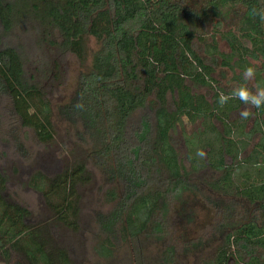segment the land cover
<instances>
[{
	"label": "trees",
	"instance_id": "1",
	"mask_svg": "<svg viewBox=\"0 0 264 264\" xmlns=\"http://www.w3.org/2000/svg\"><path fill=\"white\" fill-rule=\"evenodd\" d=\"M254 7H264V0H0V102L7 100L3 109L8 112L10 134L30 130L39 146L49 145L55 135L52 109L39 88L26 79L20 50L8 41L14 30L35 23L52 45L81 62L90 58L71 98L57 109V116L74 129L85 148V158L54 176L36 172L28 184L53 213L51 222L77 228L80 195L76 188L90 182L87 164H91L103 183L99 192L103 185L112 186L103 198L113 207L94 216L95 237L100 239L96 252L101 258L114 256L118 240L129 241L139 253L143 239L163 242L160 255L151 259L153 264H177V251L166 242L167 235L173 234L168 231L173 225L170 211L177 215L176 224H192L195 214L184 203L171 210V199L189 190L200 194L207 187L223 191L231 202L222 207L221 229L226 234L222 230L215 257L203 264H228L231 258L264 264V135L258 148L242 160L239 148L244 149V139L217 135L215 140L197 142L200 149L206 143V159L195 158L188 149L190 171L172 137L182 117L193 121L200 116L205 117L207 132L216 130L208 119H216L230 136L224 119L237 107L233 101L223 114L218 99L210 104L193 95L185 80L208 86L206 78L213 72L210 60L222 56L215 41L219 33L232 56L254 58L258 53L264 59V20L250 15ZM89 39L96 43L93 50L87 45ZM202 48L204 56L197 51ZM151 96L156 107L146 113ZM259 111L262 114L264 108ZM136 112H141L140 118L133 117ZM233 126L242 133V123ZM11 137L21 155L27 156L19 139ZM190 145L195 142L186 139L187 148ZM225 156L230 163L225 164ZM206 168L219 177L212 182L192 179L196 172L204 175ZM8 190L0 169V259L10 264L15 254L13 264H22L20 257L28 264H70L64 250L51 247L50 236L43 232L47 224L31 225L32 213L9 201ZM244 202L259 210L260 224L233 222V207ZM182 240L178 248L185 255L193 243Z\"/></svg>",
	"mask_w": 264,
	"mask_h": 264
},
{
	"label": "rangeland",
	"instance_id": "2",
	"mask_svg": "<svg viewBox=\"0 0 264 264\" xmlns=\"http://www.w3.org/2000/svg\"><path fill=\"white\" fill-rule=\"evenodd\" d=\"M43 31L35 23H27L21 30L16 29L9 35L10 44L16 46L20 50L23 60V70L26 79L33 85H36L42 92L43 97L49 103L52 109V122L54 125V139L47 146H39L32 132L27 129H19L10 134V121L7 117L8 112L3 109L7 106V100L2 99L0 102V169H2L8 180L9 201L22 204L32 213L31 225L34 227L47 224L43 232L50 236L51 247L64 250L70 258V264H153L151 259L155 255H160L162 251V243L156 244L140 242L142 251L136 253L135 247L129 241H120L116 244L117 250L109 259L98 256L97 247L100 239L95 237L96 224L94 221L95 212L107 211L113 207V204H107L103 198L106 189H111V185H103L99 192V187L103 184L98 172L91 168V164H87V168L92 171L90 182L85 185H79L76 193L80 195L79 214L80 219L76 229H67L62 225H56L52 221L53 213L44 204L41 195L32 190L28 184L33 174L36 172L43 173L46 176H54L55 174L69 169L74 163L83 160L85 149L77 140L74 129L57 116L58 107L65 105L71 98L76 84L78 75L90 65V58L85 62H81L77 57L69 52L52 45L45 36ZM58 42V39H54ZM209 41V40H208ZM90 49L96 48L93 39H89L87 43ZM156 107L155 99L151 96L148 99L146 113L152 112ZM141 112H136L133 117L140 118ZM12 120L11 122H14ZM244 123V121H242ZM197 125V124H196ZM217 125V124H216ZM193 125L184 127L183 141L193 139L192 132L195 130ZM183 130V129H182ZM9 132V133H8ZM207 141L215 140V134H209ZM243 135V134H242ZM11 136H16L27 152V156L21 155L17 147L16 141ZM177 150L182 159V164L188 167L187 154L188 149H192L193 155L200 147L196 142L194 146L185 148V143L179 134V130L172 135ZM206 144V143H205ZM204 144V145H205ZM203 145V150H206ZM203 158V160H205ZM188 163V162H187ZM189 170V167L187 169ZM243 171V170H242ZM192 172V171H191ZM204 175L201 172L193 174L192 179L203 178L207 182L219 177V173H213L206 168ZM242 180L234 181L241 183ZM255 183H258L256 181ZM209 191L206 189L200 193H193L189 190L186 194L179 196V199H171L172 208H179L180 203L189 205L186 210H191L195 214V222L188 224L187 222L175 223L177 215L170 211L172 227L168 229L172 235H167L166 242L175 247V263L177 264H201L203 261L212 258L215 248L221 241L226 229L223 226L222 207H225L231 200L229 197H210ZM221 201V202H220ZM220 202L216 208L215 203ZM224 205V206H223ZM233 222L236 224H245L248 222L261 223L259 210L254 209L248 203H239L234 206ZM221 225V226H220ZM52 229V230H51ZM193 243V247L198 245L197 249L190 246L189 252L185 255L178 248V244L183 240ZM192 240V241H191ZM144 242V243H142ZM138 246V245H136ZM139 248V246H138ZM138 254V256H137ZM17 256L14 254L13 258ZM137 257L140 258L138 263ZM13 258L10 264H13ZM22 264H28L23 258ZM0 264H5L0 259Z\"/></svg>",
	"mask_w": 264,
	"mask_h": 264
},
{
	"label": "flooded vegetation",
	"instance_id": "3",
	"mask_svg": "<svg viewBox=\"0 0 264 264\" xmlns=\"http://www.w3.org/2000/svg\"><path fill=\"white\" fill-rule=\"evenodd\" d=\"M215 41L217 43V48L219 50V53L220 55H222L221 57L230 59L228 63L226 60H223L220 56H216L215 59L210 60L213 65V72L210 74L208 78H206L208 86H194L192 83H190L191 80H185V84L189 86L191 93L193 95L196 94V95L203 96L208 102H211L210 104H213V102L218 99L219 92L222 91V92L228 93L231 91V88L233 86L242 82V72L244 68L248 65H256L258 68L257 76L254 82H259L261 80H264V59L258 53L256 54V57L254 58H251L250 56H245L241 59H238L237 57L231 55V51L229 47L227 46V44L225 43V41L221 39L220 33L215 35ZM197 51L200 52L199 55L204 56L203 48L198 49ZM223 62H226V65H222ZM231 101H233L232 103L235 104L237 107L229 111L228 118L224 119V122L228 123V125L230 126V130H231L230 136H226L224 134L225 127L222 125L221 121L216 120V119H208L213 124V126L216 128V130L214 132H207L206 127L204 126V122L206 120L204 119L205 117L203 116L196 117L193 119V121H190L187 118L182 117L183 119H182L181 125L180 126L176 125L175 132L173 131L172 135L179 130L180 137L182 139V142L185 143V148H186V138L187 137L184 138L185 140L183 141L184 127L185 126L193 127L194 125L196 127H195V130L191 134L193 137V139L191 140H193L195 143L196 142L203 143L205 140H207V138L209 137L208 133L216 134L215 138H217V135H220L221 137L225 139L232 138L234 141H237V140H241V139H237V137L241 133L239 131V128H236L235 126H233V124L242 123V121H244V123L242 124H243V131L245 134L244 141L246 144L243 150H240L239 148V153H240L239 160L246 159L248 156L252 154L254 150L258 148V146L260 145L262 141V137L264 135V111L262 114H260L259 110L252 109V111L254 112V115L248 120H242L240 118L239 113L245 107V105L241 104V102L238 99L229 100L228 103H230ZM226 106L227 104L223 108H220L218 105V108L222 110L223 114L226 111L225 109ZM204 151L205 153L207 152L206 150ZM226 163L227 164L230 163V159L225 156V164ZM203 189L205 190L206 188H203ZM207 190L209 191L208 192L209 196L207 197V201H209L211 196L212 197H215V196L224 197L222 193L223 191L221 190H219L218 192H216L215 190H211L209 188H207ZM222 239L223 238H221V241ZM215 253L216 252H214L212 258L207 259L205 261L212 260L216 255ZM203 262L201 264H203ZM228 264H243V263H238L236 262V260L231 258Z\"/></svg>",
	"mask_w": 264,
	"mask_h": 264
},
{
	"label": "clouds",
	"instance_id": "4",
	"mask_svg": "<svg viewBox=\"0 0 264 264\" xmlns=\"http://www.w3.org/2000/svg\"><path fill=\"white\" fill-rule=\"evenodd\" d=\"M250 15L259 16L264 20V7L252 8ZM258 68L256 65H248L242 72V82L231 88L228 93L219 92L217 103L223 108L229 100L238 99L245 107L240 111L239 115L242 120H248L254 115L252 109L264 108V82H254L257 76ZM206 153L203 149H197L195 158L203 159Z\"/></svg>",
	"mask_w": 264,
	"mask_h": 264
},
{
	"label": "crops",
	"instance_id": "5",
	"mask_svg": "<svg viewBox=\"0 0 264 264\" xmlns=\"http://www.w3.org/2000/svg\"><path fill=\"white\" fill-rule=\"evenodd\" d=\"M259 82H264V80H261V81H259ZM241 134H243V135H239V136H242L241 138L240 137H237V139H244L245 138V134H244V131L242 130V133Z\"/></svg>",
	"mask_w": 264,
	"mask_h": 264
}]
</instances>
